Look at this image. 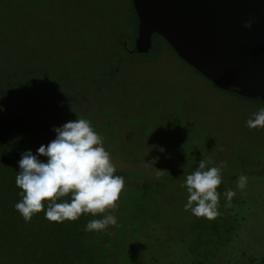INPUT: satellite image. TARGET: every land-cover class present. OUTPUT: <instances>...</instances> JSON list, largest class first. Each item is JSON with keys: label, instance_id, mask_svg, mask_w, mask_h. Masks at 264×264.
Listing matches in <instances>:
<instances>
[{"label": "rangeland", "instance_id": "rangeland-1", "mask_svg": "<svg viewBox=\"0 0 264 264\" xmlns=\"http://www.w3.org/2000/svg\"><path fill=\"white\" fill-rule=\"evenodd\" d=\"M15 1L0 0V76L9 77L14 90L20 72H28L33 81L51 83L63 69L71 84L66 93L53 97L50 84L45 93L33 97L32 91L0 96V109L49 122L53 127L49 143L56 137L54 129L69 122L61 103L71 99L75 87L80 88L82 99L89 103L83 111L93 112L98 133L116 129L121 137L113 140L112 148L131 159L141 152L147 155V161L143 156L128 162L106 149L117 168H143L148 179L156 177V170L168 172L153 181L151 194L143 195L125 183L116 233H122L120 221L139 219L137 215L142 224H136L132 241L120 243L124 248L113 264H167L172 254L148 242L167 235L164 229L171 234L174 253L182 250L179 243L190 223L217 222L226 232L222 223L226 202L221 198V215L212 221L184 210L187 190L181 184L201 159L211 161L208 167L224 162L223 184L236 192L237 207L232 212L236 218L228 220L236 228L212 264H264V128L249 129L246 124L264 102L220 90L180 60L159 36H152L153 45L144 54L123 51L119 38L129 47L134 37L128 23L133 14L130 0ZM114 49L119 60L112 72L117 68L119 74L106 88L95 91L100 66L109 63ZM69 60L74 64H67ZM149 153L160 155L159 160L166 154L170 158L163 166L149 165ZM241 174L248 177L242 191L236 187ZM159 203L164 206L160 212Z\"/></svg>", "mask_w": 264, "mask_h": 264}, {"label": "trees", "instance_id": "trees-1", "mask_svg": "<svg viewBox=\"0 0 264 264\" xmlns=\"http://www.w3.org/2000/svg\"><path fill=\"white\" fill-rule=\"evenodd\" d=\"M14 2L16 1L14 0ZM130 6L133 14L131 19L127 18L126 21L129 19L128 23H130L134 30V37L130 44L132 46L128 47L126 45L124 49V40L122 42L121 38H119L118 42V47L121 46L122 50L126 53H133L132 48L138 25L131 0ZM152 36L157 35L153 34ZM114 45H117V43ZM114 52L110 56L109 63L103 62L100 66L101 69L98 75L100 80L95 85V91L98 88H106V85H109L113 80V76L115 77V75L118 76L119 74L117 68L114 69V73L112 72L114 62L119 60L116 57V49H114ZM144 53L146 52L140 54ZM73 61L69 60L67 64H74ZM65 74L68 73L60 69L54 74L53 82L47 83L48 81L45 80V83L43 79L37 81L31 80L28 72H20L17 75L19 79H17L18 81L15 84L14 90L8 84L9 77L0 76V96L4 97L6 94L20 95L26 94V91H32L31 97H33L37 93H45L48 88L47 85L49 84L51 86L48 88L51 90L50 96H58V93H66L71 84V81H69V84L67 83ZM1 87H4V89L2 90ZM73 91L71 99L66 100V104L61 103L65 119L69 121H75L77 117L89 119L94 129L99 132L98 123L96 118H94L93 112L85 113L83 111L89 103L84 102L82 99L83 93H81V89L75 87ZM40 97L38 96L37 98ZM64 108L66 109L64 110ZM7 110L9 109H0V264H113L117 255H119V251L124 248L120 246V243L124 242L126 245L132 241L131 233L136 232L138 229L136 224H142L141 216L137 215L139 219L137 218L131 221H120L122 231L120 235H117L116 227L113 226H108L106 230L100 232L85 231L86 225L90 220L102 219L103 215L94 217L91 214H85L74 222L65 221L63 223H56L48 221L44 213L41 212L34 215L30 222H25L15 209V204L21 199L19 195L21 190L15 183L17 172L20 170L19 161L22 154L26 151H31L33 155H37V149L41 145L48 144L49 135L53 133V127L49 122H41L33 116L21 115L12 111L8 112ZM116 131V129L111 131L107 130L100 134L104 137L103 143L106 149L113 155H120L121 160L135 162L145 156L144 160L147 161V155L144 152H141L142 154L139 158L136 156L131 159V157H127L122 152L115 151L112 148L115 146L113 140L121 138L116 134ZM148 156L150 158V161L147 162L149 165L157 162L163 166V162H166L170 158L167 154L166 158H161L160 160L158 159L160 155L159 157H151L149 153ZM39 158L46 162V157L41 156ZM133 170L134 172H132ZM147 173L143 168L129 165L124 169L117 168L115 174L123 176L125 183L133 185L141 194L146 195L147 192L151 194L150 191L153 190V183H155L153 181L157 179L156 177L148 179L146 177ZM228 189H232L231 185H224L223 182L217 189L220 193V198L226 203L227 199L224 196V192ZM119 201L117 209L112 213L116 218L119 216V212L117 211L119 209ZM236 204L237 202H235L234 197L231 201V207L224 206V210H226L224 213L225 220L222 223H224L226 228L224 229L226 231L225 233L219 229L217 222L213 226L210 223L207 225L192 226V223H190L188 225L189 231L184 234V237L179 243L182 250L177 253L173 252L169 241L171 234L166 229L164 230L167 235H162L158 240L152 239L147 241L155 245L160 244V249H164L168 255L172 254L171 260L167 264H212V261L217 258L225 243L229 242L230 232L236 228L232 223H228V220L232 222L236 218L232 216L234 206L237 207ZM159 207L160 212L164 206L162 207L161 203H159ZM152 214L153 216L155 215L154 213ZM144 221L146 223L147 219H144ZM139 232L141 233V229H139ZM141 239L144 241L143 238Z\"/></svg>", "mask_w": 264, "mask_h": 264}, {"label": "clouds", "instance_id": "clouds-1", "mask_svg": "<svg viewBox=\"0 0 264 264\" xmlns=\"http://www.w3.org/2000/svg\"><path fill=\"white\" fill-rule=\"evenodd\" d=\"M251 27V21L245 24ZM249 129L264 128V107H261L248 119ZM56 137L47 145L37 149V155L31 151L22 154L19 161L15 183L21 190V199L15 204L16 211L25 222L41 212L50 222L63 223L77 221L82 215H103L102 219L90 220L85 231H104L108 226H117V218L106 214L116 210L121 193L125 190V179L116 175V165L104 146V137L92 126L89 119L77 117L62 127L54 129ZM46 157V162L39 157ZM210 160L201 159L198 168L187 174L182 188L187 190L185 211H191L197 218L215 220L219 211L222 184V169L219 166L208 167ZM167 171L156 170L160 179ZM248 177L241 174L236 187L244 190ZM236 192L228 189L224 192L227 199L225 207H231ZM70 197V199H68ZM61 201V202H58Z\"/></svg>", "mask_w": 264, "mask_h": 264}, {"label": "water", "instance_id": "water-1", "mask_svg": "<svg viewBox=\"0 0 264 264\" xmlns=\"http://www.w3.org/2000/svg\"><path fill=\"white\" fill-rule=\"evenodd\" d=\"M131 1L133 53L147 52L156 34L220 90L264 102V0Z\"/></svg>", "mask_w": 264, "mask_h": 264}, {"label": "flooded vegetation", "instance_id": "flooded-vegetation-1", "mask_svg": "<svg viewBox=\"0 0 264 264\" xmlns=\"http://www.w3.org/2000/svg\"><path fill=\"white\" fill-rule=\"evenodd\" d=\"M124 47V49L126 48V44H125V46H123ZM233 93V92H232Z\"/></svg>", "mask_w": 264, "mask_h": 264}]
</instances>
